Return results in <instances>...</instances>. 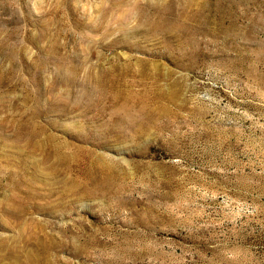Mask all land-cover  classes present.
<instances>
[{
	"label": "rangeland",
	"instance_id": "obj_1",
	"mask_svg": "<svg viewBox=\"0 0 264 264\" xmlns=\"http://www.w3.org/2000/svg\"><path fill=\"white\" fill-rule=\"evenodd\" d=\"M0 152V264H264V0H0Z\"/></svg>",
	"mask_w": 264,
	"mask_h": 264
},
{
	"label": "bare ground",
	"instance_id": "obj_2",
	"mask_svg": "<svg viewBox=\"0 0 264 264\" xmlns=\"http://www.w3.org/2000/svg\"><path fill=\"white\" fill-rule=\"evenodd\" d=\"M100 8H101V7H100ZM99 11H100V10H99ZM111 12H112V11H111ZM102 13H103V12H102ZM102 13L100 12V15H101ZM101 18H102V17H101ZM106 18H107V17H106ZM96 21H97V20H96ZM98 21H99V20H98ZM106 23H107V22H106ZM109 24H110V23H109ZM102 25H103V24H102ZM105 25H106V24H105ZM109 27H110V26H109ZM109 27H108V28H109ZM140 27H141V26H140ZM106 28H107V25H106ZM108 28H107V30H108ZM109 29H110V28H109ZM102 30H103V29H102ZM136 30H137V29H136ZM137 31H138V30H137ZM129 32H130V31H129ZM134 32H135V31H134ZM104 37H105V36H104ZM106 37H107V36H106ZM128 63H129V62H128ZM128 65H129V64H128ZM130 66H131V65H130ZM115 67H116V65H115ZM131 68H132V66H131ZM112 70L114 71L115 68L112 69ZM122 72H123V69H122ZM126 72H128V71H126ZM118 73H119V72H118ZM123 74H124V72H123ZM114 75H115V74H114ZM105 76H106V75H105ZM103 78H104V77H103ZM116 79H117V78H116ZM111 80H112V79H111ZM102 81H103V80H102ZM107 81H108V80H107ZM99 83H100V82H99ZM114 83H115V82H114ZM120 83H121V82H120ZM105 84H106V83H105ZM105 84H104V85H105ZM107 84H108V83H107ZM101 85H102V84H101ZM101 85H100V86H101ZM112 85H113V84H112ZM116 85H117V84H116ZM118 85H119V84H118ZM118 85H117V86H118ZM108 86H109V84H108ZM102 87H103V86H102ZM106 87H107V86H106ZM112 89H113V88H112ZM114 89H115V88H114ZM115 93H116V92H115ZM115 93H114V94H115ZM117 94L120 95L119 93H117ZM122 94H123V93H122ZM122 96H123V95H122ZM120 97H121V96H120ZM116 98H118V97H116ZM118 99H120V98H118ZM113 100H114V99H113ZM119 101H120V100H119ZM19 106H20V105H19ZM10 108H11V107H10ZM32 112H33V111H32ZM37 112H38V111H37ZM35 113H36V112H35ZM31 117H32V116H31ZM38 117H39V115H38ZM18 118H19V117H18ZM21 118H22V117H21ZM21 118H19L20 121H21ZM15 121H16V119H15ZM20 121H19V122H20ZM15 123H16V122H15ZM17 123H18V122H17ZM21 123H22V122H21ZM25 123H28V122H25ZM30 123H31V121H30ZM8 125H10L9 122H8ZM8 125H7V126H8ZM15 125H16V124H15ZM7 126H6V127H7ZM22 126H23V125H22ZM9 127H10V126H9ZM25 127H26V126H25ZM27 127H28V125H27ZM14 128H15V127H14ZM33 128H34V127H33ZM36 128H37V127H36ZM30 129H31V128H30ZM38 129H39V128H38ZM12 130H13V128H12ZM36 130H37V129H34V131H36ZM14 131H15V129H14ZM17 131H18V130H17ZM23 132H24V131H23ZM26 132H27V131H26ZM28 132H29V131H28ZM32 132H33V131H32ZM37 132H39V131H37ZM45 132H46V131H44V133H45ZM134 132H136V131H134ZM24 133H25V132H24ZM29 134H32V133H29ZM33 134H34V133H33ZM36 134L38 135V133H36ZM42 134H43V133H42ZM42 134H41V135H42ZM26 136H27V135H26ZM28 136H29V135H28ZM30 136H31V135H30ZM32 136H33V135H32ZM42 136H43V135H42ZM46 136H47V135H46ZM49 136H50V135H49ZM51 136H52V135H51ZM52 137H53V136H52ZM27 138H29V137H27ZM43 138H44V137H43ZM4 139H5V138H4ZM23 139H24V138H23ZM45 139H46V137H45ZM48 139H49V138H48ZM53 139H55V138H53ZM21 140H22V139H21ZM25 140H26V139H24V141H25ZM31 140H32V138H31ZM32 141H33V140H32ZM28 142H29V141H28ZM26 143H27V142H26ZM38 143H39V141H38ZM59 145H60V144H59ZM37 146H38V145H37ZM45 146H46V145H45ZM40 147H43V148H44V146H42V142H41V146H40ZM34 148H35V147H34ZM38 148H39V147H38ZM39 149H40V148H39ZM46 149H48V148H46ZM40 150H41V149H40ZM43 150H44V149H43ZM51 150H53V149H50V151H51ZM33 152H34V151H33ZM45 152H46V151H45ZM61 152H62V151H61ZM82 152H83V151H82ZM0 153H1V152H0ZM37 153H38V152H37ZM62 153H63V152H62ZM87 153H88V152H87ZM55 154H56V153H55ZM55 154H54V155H55ZM59 154H60V153H59ZM84 154H85V153H84ZM54 155H53V156H54ZM63 155H64V154H63ZM87 155H88V154H87ZM57 156H58V154H57ZM57 156H56V157H57ZM60 156H61V154H60ZM85 156H86V155H85ZM62 157H63V156H61V159H62ZM5 158H6V157H5ZM25 158H26V157H25ZM48 158H49V157H48ZM48 158H47V159H48ZM57 158H58V157H57ZM57 158H56V159H57ZM6 159H7V158H6ZM43 159H44V158H43ZM50 159H52V157H50ZM50 159H49V160H50ZM53 159H54V158H53ZM58 159H59V158H58ZM49 160H48V161H49ZM53 161H55V160H53ZM58 161H59V160H58ZM69 161H70V159H69ZM45 162H46V161H45ZM51 162H52V161H51ZM60 162H61V160H60ZM60 162H59V163H60ZM70 163H71V162H70ZM41 164H42V163H41ZM44 164H45V163H44ZM42 165H43V164H42ZM42 165H41V166H42ZM46 166H47V165H46ZM35 167H36V166H35ZM58 167H59V165H58ZM69 167H70V166H69ZM36 168H38V167H36ZM56 168H57V167H56ZM38 169H39V168H38ZM44 169H45V168H44ZM51 169H52V168H51ZM59 169H60V168H58V170H59ZM66 170H67V169H66ZM40 171H41V170H40ZM40 171H39V172H40ZM43 171H44V170H43ZM49 171H50V170H49ZM51 171H52V170H51ZM51 171L49 172V174H51ZM55 172H56V171H55ZM64 172H65V170H64ZM53 174H54V173H53ZM60 174H61V173H60ZM54 176H55V175H54ZM72 190H73V189H72ZM49 207H50V206H49ZM34 224H35V222H34ZM38 224H39V223H38ZM19 229L21 230L20 227H19ZM22 229H23V228H22ZM23 230H24V229H23ZM39 230H41V229H39ZM33 231H35V230L33 229ZM42 231H43V230H42ZM21 232H22V231H21ZM28 232H29V231H28ZM28 234H29V233H28ZM19 236H20V235H19ZM21 236H22V235H21ZM28 236H29V235H28ZM23 237H24V236H23ZM29 238H30V237H29ZM31 238H32V237H31ZM38 238H39V237H38ZM21 239H22V238H21ZM29 240H30V239H29ZM34 242H35V240H34ZM40 242H41V241H40ZM43 243H44V242H43ZM10 245H11V244H10ZM10 245H9V246H10ZM1 247H2V245H1ZM7 247H8V246H7ZM5 248H6V247H5ZM7 249H8V248H7ZM42 249H43V248H42ZM5 250H6V249H5ZM14 250H15V249H13L12 252H15ZM29 250H30V249H29ZM31 250H32V249H31ZM10 251H11V250H10ZM3 252H4V251H3ZM7 252H9V249H8ZM32 252H33V251H32ZM10 253H11V252H10ZM16 253H17V251H16ZM1 254H2V253H1ZM1 254H0V255H1ZM5 254H6V253H5ZM11 254H12V253H11ZM13 254H15V253H13ZM47 254H48V253H47ZM33 255H34V253H33ZM5 256H6V255H5ZM7 256H8V254H7ZM44 256H45V255H44ZM44 256H43V257H44ZM8 257H9V256H8ZM14 257H15V256H14ZM14 257H13V258H14ZM21 257H22V256H21ZM40 257H41V255H40ZM2 258H4V256H3ZM2 258H1V259H2ZM13 258H12V259H13ZM45 258H46V257H45ZM5 259H6V258H5ZM15 260H16V259H15ZM15 260H14V261H15ZM23 260H24V259H23ZM41 260H42V259H41ZM12 261H13V260H12ZM30 261H31V259H30ZM42 261H43V260H42ZM9 262H11V261H9ZM22 262H23V261H22ZM11 263H12V262H11ZM42 263H43V262H42ZM45 263H46V262H45ZM26 264H27V263H26Z\"/></svg>",
	"mask_w": 264,
	"mask_h": 264
}]
</instances>
